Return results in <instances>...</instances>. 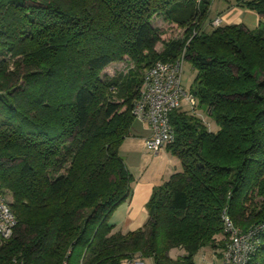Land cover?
Listing matches in <instances>:
<instances>
[{
    "label": "trees",
    "instance_id": "16d2710c",
    "mask_svg": "<svg viewBox=\"0 0 264 264\" xmlns=\"http://www.w3.org/2000/svg\"><path fill=\"white\" fill-rule=\"evenodd\" d=\"M212 2L0 0V193L17 220L0 264H196L203 248L222 258L223 213L242 231L264 222V0H236L260 17L252 29H205ZM156 15L183 38L162 41ZM182 53L216 130L169 113L181 169L153 188L144 225L121 232L109 219L131 191L119 149L143 73ZM125 58L133 68L100 76ZM246 264H264V234Z\"/></svg>",
    "mask_w": 264,
    "mask_h": 264
},
{
    "label": "built area",
    "instance_id": "2783aa9c",
    "mask_svg": "<svg viewBox=\"0 0 264 264\" xmlns=\"http://www.w3.org/2000/svg\"><path fill=\"white\" fill-rule=\"evenodd\" d=\"M218 25V20L213 21ZM183 53L171 62H156L143 73L139 85V97L132 106L134 118L145 123L149 135L143 140L144 149L157 154L174 139L169 122V113L181 106L186 99L191 109L197 99L187 94L181 84ZM228 242L222 253L223 264H246L260 244L264 234V222L246 231L236 228L225 213L221 215ZM17 220L9 203L0 194V243L9 239L14 232ZM121 264H146L139 256L125 259Z\"/></svg>",
    "mask_w": 264,
    "mask_h": 264
},
{
    "label": "crops",
    "instance_id": "0c3cea01",
    "mask_svg": "<svg viewBox=\"0 0 264 264\" xmlns=\"http://www.w3.org/2000/svg\"><path fill=\"white\" fill-rule=\"evenodd\" d=\"M216 19L218 20V25L242 24L251 29L262 23L256 12L237 6L236 0H213L210 8V21L212 22ZM211 22L205 23V29L210 28ZM135 122L143 125V132L141 131L139 133L140 129L134 130L130 135L140 140L139 143L143 152L149 153L143 147V140L149 135V131L145 123L137 119H135ZM149 154H151L150 158L152 159L149 163V167L143 170V168L137 166L135 168L136 173L129 170L133 176L130 194L124 202L117 206L109 219V223L114 225L115 229L121 232L132 231L144 225L148 217L146 203L149 200L153 188L167 181L173 173L181 169L179 160L172 156L166 150V147L157 154ZM148 168L152 170V175H143V173L147 172ZM180 252L181 251L178 249H173L170 251V255L176 256L180 254ZM208 255L211 256L214 264H219V262L215 260L216 256L213 252L209 253V251L204 248L194 256L195 263L213 264L211 261L209 262L210 257ZM147 264H152V262ZM220 264H223L222 258Z\"/></svg>",
    "mask_w": 264,
    "mask_h": 264
},
{
    "label": "rangeland",
    "instance_id": "374dc122",
    "mask_svg": "<svg viewBox=\"0 0 264 264\" xmlns=\"http://www.w3.org/2000/svg\"><path fill=\"white\" fill-rule=\"evenodd\" d=\"M213 21L211 22V25H213ZM151 23H152V26L157 29L162 41H166L168 39H182L183 38V28L178 27L173 24H169L168 22H165L160 15L154 16L152 18ZM155 49L157 51H160L162 49V43L161 42L157 43ZM129 68H133V64L127 58H125L122 61L113 62L109 64L106 68L103 69L100 76L102 78H105L106 76L111 77V76L117 75L118 73L125 72ZM195 75H196V72L192 68L190 62L184 59L182 63V71H181V84H182L184 91L187 94L191 93L190 91L194 86ZM181 107L186 110L192 111L197 116H200V118L206 124L208 129L216 130L215 122L209 116L206 107L198 104V100H197V105H195L194 108L191 109V106L190 104H188V101L186 99H182ZM142 126L143 125H140V123L134 122L131 127V133L134 130H139V129H140L139 131L140 133L143 129ZM139 141L140 140L138 138H134L130 135L129 138L128 137L126 138L125 142L120 146V149H119L122 158L124 159L127 167L129 168L131 172H135V168L137 166H140L144 170L145 168L149 167L150 165L149 163L152 160L150 158L151 154L143 152L141 150ZM151 171L152 170L148 168L147 172L143 173V175H152ZM0 194L7 202H10L11 197L8 191L3 190V192H1ZM205 249L209 251V253L213 252L210 247L205 248ZM214 255L216 256L215 260H217V262H219L220 264L221 258H219L216 254ZM208 256L210 257L209 262L211 261L213 263L214 261L211 259V256L210 255ZM148 262L151 263V260H148Z\"/></svg>",
    "mask_w": 264,
    "mask_h": 264
}]
</instances>
